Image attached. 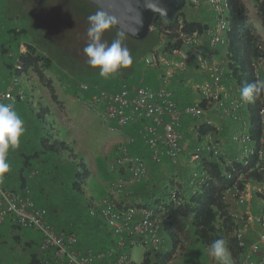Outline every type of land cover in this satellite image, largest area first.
Wrapping results in <instances>:
<instances>
[{"label": "built area", "instance_id": "1", "mask_svg": "<svg viewBox=\"0 0 264 264\" xmlns=\"http://www.w3.org/2000/svg\"><path fill=\"white\" fill-rule=\"evenodd\" d=\"M205 4L213 13V29H207L203 34L196 31L186 34L182 31V19H178L175 30L177 37L174 40L180 42L179 47L168 54L161 46L149 54L142 63L145 69L162 66L166 79L163 83L167 84V80L177 76L176 72L185 70L187 60H192L204 76L201 82L193 84L199 102L181 106L171 92L141 84L129 83L124 84L118 91H106L95 84L78 83V88L82 92L94 89L86 107L100 114L106 124H114L122 129L132 128L145 146L149 160L156 164L166 159L173 166H178L185 143L183 121L186 118L201 119L206 111V108L201 106L203 102L209 109L224 110L222 95L227 89L234 87L227 88L226 85L227 82L232 83V74L228 69L226 57L219 59L217 55L219 48L226 52L228 45L226 39L230 28L227 20L228 0H206ZM186 6L197 9L199 0H190L189 5L186 1ZM184 14L189 17L190 12L186 10ZM204 41L205 48L202 46ZM20 51L25 52V48L21 46ZM252 67L255 82L264 81V57L256 59ZM17 96L20 100L23 99L18 82L13 76L7 88L0 90V102L15 105ZM241 106L242 102L236 101L232 108L233 112ZM231 112L230 110L226 115L231 117ZM232 116L238 119L237 115ZM258 117L262 135L261 147L258 150L255 149V142L250 137L247 122H243L241 132L232 135V141L239 147L240 154L244 157L253 156L256 152L257 161L252 170L259 174V180L248 181L240 188L238 182L242 176H239L223 195L235 224L233 236L239 249L236 264H264V91ZM205 123L211 125L210 120L206 119ZM135 144L136 138L133 135L123 136L122 141L117 144L114 159L108 164V171L116 176L110 186L116 197L110 193V196L89 207L91 216L98 217L112 230L114 235L112 249L107 251H97L89 247L81 249L77 236L56 231L48 222L45 209L36 206L30 197L26 194L19 195L1 186L0 225L9 220L24 229L37 232L41 236L42 250L50 249L49 255L54 261L53 264H134L130 256L134 247H141L143 253L160 251L165 243L163 224L165 221L171 222L175 213L167 211L163 203L156 208L129 203L133 187L149 180L145 160L130 152V148ZM204 148L216 157L223 155L220 144L215 143L208 135L204 144L193 147L189 154L191 163L201 159ZM124 174H128L129 177L125 178ZM207 180L208 174L201 169L192 173L188 182L197 189ZM169 201L175 207L180 204L177 187L169 190Z\"/></svg>", "mask_w": 264, "mask_h": 264}, {"label": "trees", "instance_id": "2", "mask_svg": "<svg viewBox=\"0 0 264 264\" xmlns=\"http://www.w3.org/2000/svg\"><path fill=\"white\" fill-rule=\"evenodd\" d=\"M85 1L88 10L84 9L81 14H67L65 18L72 22L75 20L80 21L83 24V29L85 28L87 33V29L89 27L87 17L96 13L99 10L90 5L87 0ZM186 1L189 5L190 0ZM253 1L255 3V8L257 12L261 16L262 24L264 26V0ZM14 5V7H19L20 10L19 15H16L18 21L23 20V17H29L30 22L24 27L11 28L4 32L3 42H0V60H2V58H4V60L8 59L9 61H7L9 63L5 61V69L0 70V73H4L5 71L7 75L9 74L11 77L14 76V78L18 82V89L22 92L23 99L20 100L18 96L16 97L17 102L15 103L14 108L17 113H20V110L16 108V104L23 101H26L28 102V104H30L27 98L30 96V89L28 90L27 88H31L32 86L34 89H36L34 83L31 82L32 79L29 78L30 75H34L36 77L38 88H45L51 101L55 104V87L53 85V81L48 79L46 76L47 72H52L53 70H56L54 68V65L58 66L61 70V72H57L56 70L60 82H67L71 84L73 86V89L75 90L74 93H77V95L79 93L81 96L86 97V94L82 95L83 93L80 89L79 92H76V86H78V83L80 82L88 83L92 81H84L83 79L79 78L88 76L100 77V75L98 68H93L88 64L87 57L81 58L80 55L75 54L76 52H74V50L72 51L70 49L71 41L74 39V28H71V26L68 25L64 27V29H66L64 31H68L71 35L70 39H68L67 41V44H65L64 41L51 36V28L47 29L46 26L45 28L43 27V25H47L53 28L58 22L56 20V23L53 25L51 20L42 18L43 11H40V9L42 10V8L44 7L43 3L37 4L36 7L33 6L29 8H24L23 2L21 0H16V3ZM193 10H196V7H192V11ZM178 19H182V31L186 34L195 31L199 34H203L208 29V26L206 24L192 20V18L190 19L189 17H187L184 14L183 10L178 13L175 20L171 23L165 22L159 15L155 16L152 23V31L149 33V36L144 41L132 40L121 32H119L118 30H116L111 25V27L106 30L105 33L102 35V41L111 44L113 40L120 38L121 42H124V46L129 49L133 62L129 67L119 69L117 74L111 75L110 77L119 82H126L127 80H130L125 83L126 85L129 83L141 84V78L144 76L143 70L145 69L142 63L143 60L147 56H149V54L155 52L161 46L164 47V51L168 54H170L173 49L179 47L180 42H175L174 40L177 37L175 30ZM227 20L229 22L230 28L226 34L228 45L225 52V57L228 64V69L232 74L231 81L233 83V86L237 87L241 92L244 81L243 68H245L248 72L249 84L255 83L252 63L256 59L264 57V50L261 48V44L259 41L260 39L257 34L255 25L252 22L247 9L239 3V0H228ZM31 27H35L39 30V37L30 38L28 36V30ZM117 34H120L122 37L118 36ZM123 37L126 39H123ZM79 38H75L74 43H78V41H80ZM45 41L51 42V45L55 47L57 51V55L55 56L57 58H55V56L49 53L48 48H46L47 46L45 45ZM21 46L25 48V52L20 51ZM81 46L82 49L80 50L83 52L85 46ZM61 58H66V62H61ZM16 67H19V69ZM24 77L28 79V82H25L23 80ZM3 83L4 82H2V84ZM25 85L27 86V88ZM85 93H88L87 99L89 96L92 95L91 91ZM261 97L262 92L258 95L254 93V107L257 110V120L256 122H254L253 119L250 118L248 129L250 137L255 142L256 150L261 147L260 141L262 137L261 126L258 117V112L261 108ZM246 104L248 106V109L250 110V105L248 103ZM37 106L38 112H36L34 116L40 122V124H43V126H45L44 118L45 116L49 115V112L41 104H37ZM201 106L207 108L204 102L201 104ZM30 107L33 109V105ZM24 115L22 114V116ZM49 123L50 129L54 132H47L44 128L42 129L43 136L38 142V144H40L42 152H35L34 154L23 158L22 167L19 173V180L21 179V185L18 188L19 192H16L14 189H6L12 192L22 193L23 195H25V188H31L33 186L27 185L25 178H31V181H38L35 187L37 188V190H40L38 186L46 181V179L48 178H46V176H48V174L50 175L51 172L55 173L56 176L47 179L49 181L48 185L59 186V178L61 174L58 175L57 173L61 172L62 167L58 165V163H56V165H50L47 162H38V165L40 166V169H38L40 171H38L37 169L35 170L34 167L33 169H31V162L33 160H37L39 155L41 156L51 154L56 157L57 155L63 156L64 154H66V157L68 159H74L73 161H71L73 162L72 165L80 167L81 171V173L78 172L75 175L73 183L67 187V192L71 195L77 194L82 197L85 196L86 205L88 206V208L96 205L98 201H92V199L88 198L85 195V192H83L84 188L87 187V182L92 180V173L90 171V168L84 162V160H82L81 158L78 159L74 156L70 146L67 144V142H65V140L56 138L57 133L55 132V130H53L54 123ZM186 128L187 125H184L183 122L182 129L184 131V137ZM215 132V127H213L212 125H208L205 122H202L201 125H198V127H196V129L194 130L195 134L191 131L190 137L191 139H193L192 136L195 135V138H197L196 145H200L204 144L206 137L210 135L214 142L219 144V142L215 140ZM129 134L130 133H128L127 135ZM130 135H134V133H131ZM233 151V147L227 150L222 149L223 155L216 157L211 151H208L206 150V148H204L202 149L201 159L195 163L190 162L189 156V161L186 163V167H184L180 172L178 171L176 174V179H178V184H176V186L173 183L176 181L175 178L171 175V169H169L167 172H164L163 166H160L163 159L160 163L156 164L149 160V156H146L147 158L141 156L146 162L149 173V180L133 188L129 203L135 204L137 206L151 208H156L160 206L161 203H163L164 207L167 208V211L169 210L174 212L175 215L190 223V234L192 238L195 239L196 242H198V244H200L202 247H205V249H208L209 246L215 240H225L226 247L228 248V251L230 253L231 262L232 264H236L239 257V249L237 247V242L233 236L235 224L233 218L230 215V211L228 210V207L223 200V195L225 190L228 189L231 185H233V183L237 180L239 176H242V179L238 182V184L240 188H243L244 184L248 181H258L259 174L256 171L252 170L255 165V162L257 161L256 152L253 156L244 157L241 154L240 156H234L232 154ZM130 152L133 155H138L132 150ZM10 153L11 152L9 151V164L11 163ZM55 160H57V157L55 158ZM47 164H49L50 166ZM192 164H194L195 167L192 168ZM50 169L53 171L47 172V170ZM201 169L208 174L209 180H207L202 186L197 187V189H195L192 194L184 193V186H190L188 182L190 175L196 171L198 172V170ZM173 175L175 174L173 173ZM124 177L128 178L129 176L128 174H124ZM180 180L182 181L180 182ZM167 182L168 185H165ZM172 187H178L177 189L181 202L177 207L173 206V204L169 201V190L172 189ZM42 188L38 192V194H40L41 197H44V192H46L44 189L47 187H45V185H42ZM106 196H110V193H106L101 197V199ZM47 197L48 195H46L44 199V201L46 202L44 207L39 203L38 205L34 201L31 192V199L34 201L36 206L45 209V211L51 210L55 218L58 215L57 205L55 204L56 200L49 202L46 200ZM48 222L58 232L76 235L73 232L72 224L66 226L64 224H58L60 226V229L57 230L53 222H51L50 220H48ZM170 226L171 222L165 221L162 229L163 233L167 235L168 245L164 243V248L158 252H144L141 264H171V261H174V255L177 251L180 240L178 236L170 230ZM10 230H12L11 232L15 234V236H8V234L3 235L2 233H0L3 235V237L2 235H0V238L2 237V239L0 240V247H2L3 244H6L7 239L9 238L14 240L15 244H18L22 238V235L28 238L29 234L36 235V239L40 241V244L42 242L40 240L41 236L38 233L32 230L24 229L17 224L11 223ZM30 239L35 240L34 238ZM39 248L43 253L41 252L39 256L35 253H33L34 255L31 254L29 264H44L47 261L46 258L50 253V249L42 250L41 247ZM7 260L9 262H3L5 264H16V262L14 261L10 262L9 258Z\"/></svg>", "mask_w": 264, "mask_h": 264}, {"label": "crops", "instance_id": "3", "mask_svg": "<svg viewBox=\"0 0 264 264\" xmlns=\"http://www.w3.org/2000/svg\"><path fill=\"white\" fill-rule=\"evenodd\" d=\"M206 0H199V8L197 7L196 10L191 11L189 14V18L198 22H202L208 26V29L214 28V21H213V13L209 7L205 4ZM257 30V28H256ZM205 37L203 36L202 40H204ZM203 48H205V41L202 45ZM160 51V50H158ZM163 54L161 51L159 52ZM217 55L219 59H223L225 57L224 49L219 48L217 50ZM180 60V59H179ZM178 60V61H179ZM147 77L143 76L141 78V85H146L152 88H158V89H164L166 91H169L173 94V97L175 101L182 105L186 104H194L199 102V96L194 92L193 90V84H196L198 82H201L204 79L203 73H200L197 69L196 65L192 60H187L185 65L184 71H178L176 72L177 76L172 78L171 80H167V84H164L163 81L165 79V70L162 66L156 67V68H150ZM166 80V79H165ZM36 86L34 89L32 86L31 88H28L30 92V99L28 100L30 103L36 102V104H44V108H46L49 112L48 117L50 118V122L53 124V130L57 133L56 138L65 140L67 144L70 146L74 156L76 158H81L84 160V162L88 165L90 168V171L92 173V180L87 182L86 184V191L85 195L92 199V201H99L103 195L106 193H112L113 192L107 189V181L104 182L103 178H109L111 179V176L113 177V180L116 178L115 175L111 174V172L104 169L105 164L109 160H113L115 157V150L119 142L122 141L123 136H127L128 133H134V137L136 138V144L130 148V151L132 150L134 153L143 156L144 158L148 157V153L145 149V146L143 145L142 141L140 140L139 136L132 130V128L129 129H122L117 128L114 124H106L102 121L101 115L96 113L95 111H92L86 107L87 103V95L88 93L82 92V95L86 94V97L77 95V98L74 97V89L73 86L69 83L65 84H58L55 86V104L51 101L48 94H43L41 87L38 88L37 82L35 80L31 81ZM182 82V85H181ZM31 83V84H32ZM134 84V83H132ZM227 88H232L233 83H226ZM29 87V85H28ZM77 90L76 92H79L78 86H76ZM39 90L37 93L36 91ZM94 89H92L93 93ZM90 97V96H89ZM88 97V98H89ZM222 99L224 101V110H218V109H209V106H207L205 114L202 116L201 119H190L186 118L183 122L184 125H187V128L185 130V143H184V150H188L190 148V153L193 149V147L197 144V138H195V135L192 136L193 139H191V131L194 133V130L198 125H201L202 122H205L206 119L211 121V125L215 127L216 129V138L215 140L219 142L221 150H227L231 147L234 148L233 155L234 156H240V149L239 147L232 141V135L235 133H239L242 130V124L243 122H249L250 119H248V114H250V110L248 109V106L246 102L241 100V92L237 87H234L232 89H227L226 92L222 95ZM27 100V101H28ZM236 101H241L242 106L235 112H233L232 108L234 106V103ZM25 102H19L16 104V108L19 110L26 111V106H24ZM25 107V108H24ZM227 110V112H226ZM232 111L230 114L238 117V119L233 118V116H227L226 114H229V111ZM236 114V115H235ZM21 118L24 121V126L26 129V132L22 137L20 138L19 147L15 150H10V171L8 173H5V180L0 183L1 187H5V189L12 185L11 190H15L16 192H19V187L21 185V182L19 180V173L22 167V162L24 157H28L31 154H34L35 152H42L40 144L38 142L40 141L43 134L40 132L39 128V121L35 120V117H30L27 114H23L25 116H22V114H19ZM251 118V117H250ZM101 133L103 136H101ZM87 134L92 136L91 141L87 144H84V135ZM195 134V133H194ZM62 136V137H61ZM94 139L99 142L98 147L94 143ZM103 139V141H102ZM30 142V143H29ZM32 142V145H31ZM101 142H105L103 146L106 144V148L102 149ZM83 143V144H82ZM114 145V146H111ZM87 147V148H84ZM147 156V157H146ZM56 157H54L51 154L47 155H39L37 160H33L31 162L32 168H35V170L40 169V166L38 165V162H47L50 165H56L57 160H55ZM73 159V158H72ZM71 160V158L69 159ZM74 160V159H73ZM71 160V161H73ZM47 164V165H49ZM49 165V166H50ZM107 167V166H106ZM195 167L194 164H192V168ZM40 171V170H38ZM53 171V170H47ZM101 173V176L99 175ZM60 175L61 173H57ZM56 176L55 173L51 172V174L46 176L47 179L53 178ZM17 179V180H16ZM26 184L29 186L33 185V188L36 186L38 181H31V178H25ZM46 179V181L39 185L38 187L42 188V185L48 188H51V185H48L49 181ZM31 181V182H30ZM95 183V194L94 191L91 190V183ZM61 184V181H59V185ZM136 187V186H134ZM133 187V188H134ZM186 194H192L195 191V187L191 186H184ZM183 188V189H184ZM31 188H25V194L26 196L31 198ZM43 189V188H42ZM8 190V189H7ZM40 190H36L39 192ZM15 192V193H16ZM45 193V192H44ZM19 195H23L22 193H18ZM58 192H56L53 196L57 197ZM114 195V194H113ZM46 196V193H45ZM44 196V197H45ZM53 196H48L46 198L47 201H55L56 198ZM116 197V195H114ZM120 198V196H117ZM122 198V197H121ZM54 199V200H52ZM61 199L58 198V202H60ZM37 203V202H36ZM38 204V203H37ZM39 205V204H38ZM240 211L239 208H236ZM4 222L0 225V233L3 235L8 234V236H15L10 230V224L12 222ZM183 221V222H182ZM182 224H185V227L187 226L186 221L177 215H175L171 220V226L170 230L173 231L177 236L181 237V235L175 230L176 228H179V226ZM13 224V223H12ZM178 224V225H177ZM188 226L190 229V223L188 222ZM182 232V230H180ZM37 233V232H36ZM0 234V235H2ZM164 234V239L167 241V235ZM2 235V237H3ZM0 238V240L2 239ZM30 238H34L30 239ZM36 235L29 234V237L26 238L24 235H22L21 240L18 244H15L14 240L11 238L7 239L6 244H3L2 247H0V264H5L9 258L10 262L14 261L16 264H29V260L31 259V254L35 253L38 256L42 252L39 247H41L40 241L36 239ZM41 240V238H40ZM189 241V242H188ZM188 242V243H187ZM186 244H184V254L187 257H192V254H197L201 250V254L205 257V264H215L217 263L213 257H211L208 254V249H205V247H202L198 242H196L195 239L192 238L191 234L187 238ZM183 245V244H182ZM192 247L194 249L192 250ZM200 247V248H199ZM80 248L85 249L87 248V245H82L80 243ZM4 252L6 254H4ZM39 253V254H38ZM43 253V252H42ZM34 255V254H33ZM45 258V255H44ZM47 261L44 264H53L54 261L51 258L50 255L47 256ZM5 263H4V262ZM192 261V259H191ZM9 262V261H8ZM198 263V262H195Z\"/></svg>", "mask_w": 264, "mask_h": 264}, {"label": "rangeland", "instance_id": "4", "mask_svg": "<svg viewBox=\"0 0 264 264\" xmlns=\"http://www.w3.org/2000/svg\"><path fill=\"white\" fill-rule=\"evenodd\" d=\"M23 2V6L24 8H29V7H36L37 4L43 3L44 7L42 8V10L40 9V11H43L42 14V18H45L47 20H51L52 24L54 25L56 23V20L58 21L55 26L52 28L50 26L47 25H43V27L45 28V26L47 27V29L51 28V36L58 38L62 41H64L65 44H67L68 39H70V34L68 31H64L66 29H64V27L66 25L71 26V28H74V39H78L79 36V40L78 43H74V39L71 41V45H70V49L74 52H76L75 54L80 55L81 58L86 57L85 54L80 50L82 49L81 45H84L85 47L87 46V44L90 42L89 37L86 33L85 28L83 29V24L78 21H70L67 20V18H65L67 16V14H81L83 12L84 9L88 10V8L86 7V1L85 0H21ZM16 3V0H0V42H3L4 39V32L11 29V28H20V27H24L26 26L29 22H30V18L23 17V20L18 21V18L16 15H19L20 10L19 7H14ZM239 3L242 4L248 11L249 16L252 20V22L254 23L255 27L257 28V34L259 36V41L261 44V48L264 50V26L262 24V19L260 14L257 12L256 8H255V3L253 0H239ZM54 7V8H53ZM187 8V6L184 7L183 10H185ZM199 8V7H198ZM188 12L191 10V14H192V6L188 7L186 9ZM186 10L184 11V13L186 12ZM188 14V13H187ZM189 16V15H188ZM16 22V23H15ZM64 31V32H63ZM39 30L35 27H31L28 30V36L30 38H35V37H39ZM118 36L122 37L120 34H117ZM120 39V38H118ZM123 39H126L123 37ZM49 40V39H48ZM121 40V39H120ZM50 41V40H49ZM49 41H45V45L47 46L46 48H48L49 53H51L53 56L57 55V51L55 49V47L53 45H51V42ZM125 41V40H124ZM124 43V42H123ZM122 43V46H124V44ZM68 46V45H66ZM79 57V58H80ZM55 58H57L55 56ZM8 60V59H7ZM7 60H4V58H2V60H0V70L5 69L4 68V64L6 62H8ZM82 60V59H81ZM6 61V62H5ZM61 62H66V58H61L60 59ZM9 63V62H8ZM54 68L57 70V72H61V70L59 69L58 66L54 65ZM56 70H53L52 72H47L46 76L48 79L53 81V85L55 84L58 85L60 84H67V82L62 83L60 82L59 78H58V74L56 72ZM151 69L150 68H146L144 69V77L148 75L149 71ZM243 73H244V81H243V87L249 84V75L248 72L245 68H243ZM5 77H4V75ZM4 77V78H3ZM72 77V76H71ZM32 80H35L37 82V79L34 75H30V77ZM74 78H79V77H74ZM79 79H83L84 81H92V82H88V83H95L100 89L109 91V90H114V91H118L121 89V87L127 83L130 80H127L126 82H119L113 78H111L110 76L108 77H99V76H88V77H82ZM23 80L25 82H28L27 78H23ZM12 81V77L8 74L5 73H0V89L3 90L5 89L9 83ZM2 82H4L2 84ZM26 86V85H25ZM27 88V86H26ZM28 89V88H27ZM42 93L43 94H47V91L45 88H41ZM37 93L39 92V90L36 91ZM79 94V93H78ZM80 96V94H79ZM74 97L77 98V93H74ZM26 106V111H23L22 109L20 110V113L18 114H28V116L30 117H35L34 114H36V112H38V106L34 100V102L28 104V102L24 101ZM250 105V114H248V119H250V117L253 119L254 122H256L257 120V110L254 107V99L251 103H248ZM33 105V109L30 107ZM42 106H44V104H41ZM25 108V107H24ZM35 120L38 121L35 117ZM50 118L47 116H45L44 118V125L40 124L39 122V128H40V132L43 133V128L47 131V132H54L50 129ZM249 123V122H248ZM101 136H103V134L101 133ZM62 137V136H61ZM92 136L85 134L84 135V144H87L91 141ZM63 139V138H62ZM103 141V139H102ZM94 143L96 144V146L98 147L99 142H97L94 139ZM105 142H101L102 144V149L106 148V144L103 146ZM83 144V143H82ZM117 145V144H115ZM114 146V145H111ZM87 148V147H84ZM189 154H190V148L187 150L183 151L182 156L180 157L179 160V165L178 166H173L168 160L163 159L162 163L160 166H163V171L167 172L169 169H171V175L175 178L176 182H173L176 186V184H178V179H176L177 177V172L181 171L184 167H186V163L189 161ZM57 157V163L58 165H60L62 167L61 169V175L59 180L61 181V184L59 186L56 185H52V187L50 189L45 188L44 190L46 191V195L48 196H53L56 192H58V195L56 197V202L55 204L57 205V209H58V215L54 218V214L51 212V210H47V220H50L51 222H53L55 228L57 230L60 229V226L58 224H64L66 225H73V232L77 235V238L79 240V244L82 243V245H87V247L93 249V250H97V251H107L109 249L113 248V242H114V235L112 230L105 225V223L103 221H101L98 217L95 216H91L90 214V209L88 208V206L86 205V200H85V196H79L77 194L75 195H71L70 193L67 192V187L69 185H71L73 183V179L75 178V175L80 172V167H76L75 165H72L73 162H71V160H69L66 157V154H64L63 156H56ZM111 160L107 161V163L104 166V169L108 168V164ZM107 166V167H106ZM173 173L175 175H173ZM63 174V175H62ZM101 176V173L99 174ZM179 178V176H178ZM36 180V179H35ZM104 182L106 183L107 181H109L107 183V189H110L111 183L113 181V177L111 176V179L109 178H103ZM182 180H180L181 182ZM91 190L94 191L93 193L95 194V183L92 182L91 183ZM168 185V182L165 184ZM12 185H9L7 188H11ZM44 188V187H43ZM178 188V187H177ZM86 187L84 188L85 192ZM37 188L33 186L31 187V192H32V198L34 199L35 202L43 205L45 207L46 202L44 201L45 197H41L40 194H38V192L36 191ZM58 198L61 199L60 202H58ZM183 222V221H182ZM187 226L185 227V224H182L179 226V228H176L175 230L181 235V237L178 236L180 243L178 245L177 251L174 255V261H171V264H205V257L204 255L201 254V248H200V252L197 254H192V257H187L184 254V244H186L187 242V238L190 235V229L188 226V221H186ZM178 225V224H177ZM180 230H182V232H180ZM168 240V239H167ZM189 242V241H188ZM187 242V243H188ZM78 244V246H79ZM166 245H168V241L165 242ZM183 244V245H182ZM194 249V247H192V250ZM4 254H6L4 252ZM131 256V261L134 264H141L142 262V258H143V250L141 247H134L132 252L130 253ZM192 259V261H191ZM198 262V263H195Z\"/></svg>", "mask_w": 264, "mask_h": 264}, {"label": "clouds", "instance_id": "5", "mask_svg": "<svg viewBox=\"0 0 264 264\" xmlns=\"http://www.w3.org/2000/svg\"><path fill=\"white\" fill-rule=\"evenodd\" d=\"M166 16V11L162 10ZM89 27L87 35L90 42L83 49L88 58V64L98 68L101 77H108L118 73L121 68L129 67L133 60L129 49L122 46L120 39H115L111 44L102 41V35L111 27V19L103 12L87 17ZM264 91V81L255 82L244 86L241 90V100L251 103L254 93ZM24 121L17 113L12 103L0 102V183L5 180V173L10 171L8 155L10 150L19 147L20 137L25 133ZM208 254L217 264H232L230 253L223 239L215 240L208 248Z\"/></svg>", "mask_w": 264, "mask_h": 264}, {"label": "water", "instance_id": "6", "mask_svg": "<svg viewBox=\"0 0 264 264\" xmlns=\"http://www.w3.org/2000/svg\"><path fill=\"white\" fill-rule=\"evenodd\" d=\"M112 21V26L135 41H144L152 31L155 16L171 23L186 6V0H87ZM162 10L166 11V16Z\"/></svg>", "mask_w": 264, "mask_h": 264}]
</instances>
